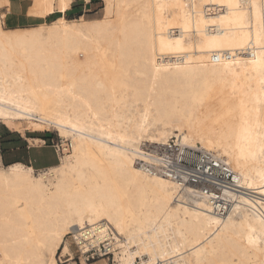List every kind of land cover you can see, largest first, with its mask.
I'll return each mask as SVG.
<instances>
[{
  "label": "bare ground",
  "instance_id": "obj_1",
  "mask_svg": "<svg viewBox=\"0 0 264 264\" xmlns=\"http://www.w3.org/2000/svg\"><path fill=\"white\" fill-rule=\"evenodd\" d=\"M103 1L99 17L20 29L0 14V122L71 138L51 189L0 168V264H58L68 234L83 264L113 239L119 264H264V0ZM173 137L238 175L227 214L136 164L143 141Z\"/></svg>",
  "mask_w": 264,
  "mask_h": 264
},
{
  "label": "built area",
  "instance_id": "obj_2",
  "mask_svg": "<svg viewBox=\"0 0 264 264\" xmlns=\"http://www.w3.org/2000/svg\"><path fill=\"white\" fill-rule=\"evenodd\" d=\"M66 146L69 147V144ZM140 149L141 155L135 161L141 169L174 180L181 188L190 187L194 195L209 202L211 210L218 215H225L233 208L234 199L224 191L238 187V175L212 151L182 144L176 137L166 142L143 141ZM175 199L182 200L178 196ZM68 236L78 246L75 236ZM105 243L92 247L87 255H95L114 264V239ZM77 250L81 262L79 246Z\"/></svg>",
  "mask_w": 264,
  "mask_h": 264
},
{
  "label": "rangeland",
  "instance_id": "obj_3",
  "mask_svg": "<svg viewBox=\"0 0 264 264\" xmlns=\"http://www.w3.org/2000/svg\"><path fill=\"white\" fill-rule=\"evenodd\" d=\"M77 1V0H76ZM82 1L84 4L87 5V8L89 11L85 13V15H82L85 18H93V17H99L103 13V7L105 5L103 0H78ZM146 0H140L139 4H144ZM141 14H144V10H141ZM80 17V16H79ZM79 17L75 18H65L66 20H73ZM64 18V17H63ZM3 26V25H2ZM3 28H5L3 26ZM6 29V28H5ZM8 29V28H7ZM20 29V28H17ZM213 98L208 99L209 103ZM207 101V102H208ZM21 123V122H20ZM22 124V123H21ZM26 128H22L18 131L14 130L13 128L9 127L8 124L0 122V139L4 137L7 133L11 135V137L15 138H20L21 140L23 139L22 137L25 135L28 138L34 137V138H39V139H31L30 141H27V145H29V149L27 150L28 153L26 154V151L20 152L17 154V157L21 160L16 161L21 163L22 165L25 166V170L27 167H32L34 170L31 171V174L35 178L42 177L43 175V182L46 184L48 189H51V182L53 181L52 176H48L45 174L47 170H55L60 163L61 160L60 158L64 155V151L62 152V147L64 144H69V141L71 143V138L69 136H62L58 129L56 127L50 126V125H30V126H25ZM22 134V135H21ZM44 141V142H43ZM59 146V148H57ZM200 146V144H198ZM8 148H6L7 150ZM70 150V148H69ZM7 152V151H6ZM4 152V154L6 153ZM6 154H9L7 152ZM59 156V158H58ZM16 157V158H17ZM15 163V162H12ZM9 163V164H12ZM7 164V165H9ZM53 164V165H52ZM6 163L2 161L0 158V168H6ZM118 236V235H117ZM122 236L119 235V238ZM65 243L68 247L67 252H63L62 248L57 250L56 253V261L58 264H83L82 262V257H81V262L79 261V251L78 246L75 245V243L71 242L70 238L68 235L64 237ZM41 253L44 259L47 258V251L45 248H41ZM120 252V246L118 245V242L116 243V249H115V260L114 264H119L118 262V254ZM111 256V255H110ZM73 257V258H72ZM89 260L86 264H112V262H107L103 258H96V256H88ZM95 258V259H94ZM94 259V260H93ZM138 261V259H137ZM85 264V263H84Z\"/></svg>",
  "mask_w": 264,
  "mask_h": 264
},
{
  "label": "crops",
  "instance_id": "obj_4",
  "mask_svg": "<svg viewBox=\"0 0 264 264\" xmlns=\"http://www.w3.org/2000/svg\"><path fill=\"white\" fill-rule=\"evenodd\" d=\"M2 4L0 5V14L2 24L5 28L8 29H17V28H26L40 25L41 23H49L58 19L59 17L67 18H75L82 15H85L89 10L86 9L87 5L82 1L71 0V3L67 10L62 11L59 9V0H52V8L48 11L44 16L40 15H32L29 13L30 8L32 7L34 0H2ZM3 14V15H2ZM22 135V134H21ZM23 139L11 137L9 133H7L1 139L8 140L6 141L5 148L2 149L0 147V158L6 164L20 161L17 157L18 153H22L26 151L28 153V149L30 148L27 145V141L31 139H39V138H28L27 136H23ZM44 142V141H43ZM6 148H8L6 150ZM9 154H6L7 152ZM4 152H6L4 154ZM17 157V158H16ZM53 165V164H52Z\"/></svg>",
  "mask_w": 264,
  "mask_h": 264
},
{
  "label": "trees",
  "instance_id": "obj_5",
  "mask_svg": "<svg viewBox=\"0 0 264 264\" xmlns=\"http://www.w3.org/2000/svg\"><path fill=\"white\" fill-rule=\"evenodd\" d=\"M6 141H8V140H3V139H0V147L2 148V149H4L5 148V143H6ZM7 165V164H6Z\"/></svg>",
  "mask_w": 264,
  "mask_h": 264
}]
</instances>
